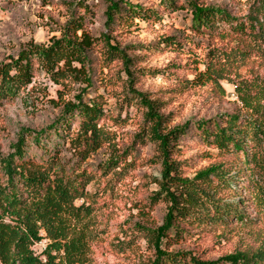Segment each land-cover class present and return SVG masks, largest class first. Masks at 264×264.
<instances>
[{"label":"trees","instance_id":"obj_1","mask_svg":"<svg viewBox=\"0 0 264 264\" xmlns=\"http://www.w3.org/2000/svg\"><path fill=\"white\" fill-rule=\"evenodd\" d=\"M149 6L123 0H75L65 12V23L49 44L27 42L17 56L0 62V107L20 99L29 103L30 87L44 74L61 90L59 117L41 130L18 136L13 153L2 160L7 184H0V264H84L87 240L76 226L94 211L88 187L120 169L128 170L132 153L113 154L98 166L95 154L113 143L105 122L123 121L111 117L101 89L119 85L124 93L118 100L122 111L137 102L142 111V128L135 144L152 145L158 153L161 178L154 179L158 190L150 196L149 207L164 203L167 213L157 230L142 228L144 237L157 253L152 264H264V241L250 252H237L217 261H207L185 252L162 251L163 241L177 244L192 225L227 226L239 222L264 224V112L260 84L240 78L235 82L239 98L248 112L226 113L207 120L170 128L171 116L160 113V105L136 87L138 75H170L166 69L138 68L137 53L184 54L189 47L206 49L203 70L195 68L193 80H179L189 89L211 86L222 90L220 81L233 72L237 63L252 58L264 61V0H248L243 14H232L220 5L202 0H153ZM104 24L96 30L100 7ZM190 10L191 35L169 34L149 44H123L120 37L140 29L136 21L154 26L164 13ZM198 39V40H196ZM191 51V50H190ZM198 65V63H197ZM120 66V67H119ZM119 67L115 81L105 84L104 70ZM171 69H176L174 66ZM169 73V74H168ZM235 73V72H233ZM122 75V76H121ZM251 78L258 79L260 75ZM69 91L72 99L65 100ZM115 96L116 94L113 93ZM49 103V102H48ZM195 142L206 150L199 157L209 164L193 177L184 174L187 160L174 158L184 144ZM115 150V149H114ZM243 184L245 197L230 202L233 185ZM82 200L81 205H76ZM255 216H246L242 206ZM86 228L85 225L82 226ZM47 240L46 260L33 247Z\"/></svg>","mask_w":264,"mask_h":264},{"label":"rangeland","instance_id":"obj_2","mask_svg":"<svg viewBox=\"0 0 264 264\" xmlns=\"http://www.w3.org/2000/svg\"><path fill=\"white\" fill-rule=\"evenodd\" d=\"M102 4L103 0H93ZM134 5L149 6L153 0H123ZM207 4L220 5L232 14H243L248 0H202ZM75 0H0V62L17 56L21 47L27 42L49 44L53 36L59 35L66 20V9ZM104 7H100L96 30H102L104 24ZM192 14L190 10L174 13H164L163 19L154 26H148L136 21L140 29L120 37L123 44H149L157 38L169 34L191 35ZM198 40V39H196ZM184 54L166 51L164 53H137L142 58L136 60L138 68L166 69L170 75L160 74L155 78L138 75L136 87L149 94L151 100L160 105V113L171 116L170 128L185 125L188 122L207 120L217 116L248 112L238 96L235 82L240 78H248L250 85L260 84L264 89V61L252 58L246 63H237L233 72L220 81L222 90H214L211 86L189 89L179 86V80H193L195 68L203 70L201 63L206 54L204 46L201 49L189 47ZM191 50V51H190ZM198 63V65H197ZM176 69H171L173 67ZM120 67V66H119ZM119 67L112 71L104 70L105 84L115 81ZM169 74V73H168ZM260 75L258 81L251 78ZM122 76V75H121ZM60 87L51 83L44 74H39L36 82L30 87L29 103L25 105L20 99L0 107V184H7V176L1 167L2 160L13 153V145L18 136L28 130H41L49 127L60 115L61 106L54 107L51 100L58 101L57 92ZM119 85H108L107 91L101 89L110 109L111 117L121 114L123 121L116 122L110 118L105 122V128L112 133L113 143L105 147L92 158V164L98 166L109 161L113 154L133 155L128 170L117 169L109 180L101 181L88 187L91 194L90 203L94 211L76 229L86 234L87 251L84 264H152L156 251L151 248L142 228L157 230L164 224L167 206L162 203L150 208V196L158 187L154 179L161 178L160 165L156 163L158 153L152 145L139 146L136 143L142 128V111L137 102L130 107L119 109L118 100L124 93ZM116 94L115 96L113 95ZM75 91H69L65 100L73 98ZM50 100V101H49ZM49 102V103H48ZM264 112V99L260 104ZM115 149V150H114ZM206 149L195 142L184 144L181 154L174 158L189 163L183 166L184 174L193 177L197 171L209 164V161L199 157ZM243 184L233 185L236 193H230V202L237 203L239 197L246 198L242 191ZM82 200L76 205H81ZM244 214L255 216L250 206H242ZM85 225L86 228L82 226ZM183 239L175 244L163 241L162 251L185 252L207 261H217L227 255L237 252H250L264 241V224L255 222L242 224L230 223L227 226L192 225ZM47 240L37 243L33 250L36 255L46 260L44 251ZM223 264V263H220Z\"/></svg>","mask_w":264,"mask_h":264}]
</instances>
